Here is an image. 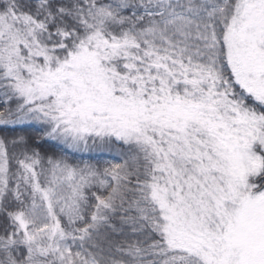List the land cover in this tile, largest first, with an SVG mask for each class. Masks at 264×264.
Wrapping results in <instances>:
<instances>
[{"label": "snow or ice", "instance_id": "1", "mask_svg": "<svg viewBox=\"0 0 264 264\" xmlns=\"http://www.w3.org/2000/svg\"><path fill=\"white\" fill-rule=\"evenodd\" d=\"M0 264H264V0H0Z\"/></svg>", "mask_w": 264, "mask_h": 264}]
</instances>
